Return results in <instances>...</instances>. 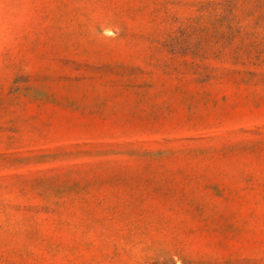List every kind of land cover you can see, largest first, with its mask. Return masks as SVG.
Returning <instances> with one entry per match:
<instances>
[{"label": "rangeland", "instance_id": "obj_1", "mask_svg": "<svg viewBox=\"0 0 264 264\" xmlns=\"http://www.w3.org/2000/svg\"><path fill=\"white\" fill-rule=\"evenodd\" d=\"M0 264H264V0H0Z\"/></svg>", "mask_w": 264, "mask_h": 264}]
</instances>
